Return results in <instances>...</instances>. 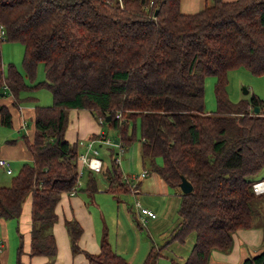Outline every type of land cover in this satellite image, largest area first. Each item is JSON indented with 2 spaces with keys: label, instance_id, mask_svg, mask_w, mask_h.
<instances>
[{
  "label": "trees",
  "instance_id": "obj_1",
  "mask_svg": "<svg viewBox=\"0 0 264 264\" xmlns=\"http://www.w3.org/2000/svg\"><path fill=\"white\" fill-rule=\"evenodd\" d=\"M4 40L23 44L31 84L13 63L4 69ZM38 62L45 77L35 82ZM237 67L264 73V0H212L194 12L182 11L180 0H0V97L12 98L0 103V124L12 126L11 108L20 107L21 90L46 87L52 97L50 104L33 107L32 138L22 135L31 160L9 184H0L2 218H18L30 197L28 250L19 234L15 264H26L24 253L56 254L55 207L63 192L78 189L80 176L78 144L65 137L73 108L104 118L122 146L136 139L129 122L138 118L139 148L149 170L174 188L182 176L191 182L190 191L179 190L178 219L167 243L184 241L191 231L194 242L183 262L170 264H208L213 250L230 251L233 232L251 227L252 203L264 197L252 188L264 165V99L254 93L229 98L228 71ZM208 75L215 77L212 111L204 108ZM107 148L110 168L102 164L99 172L106 169L105 190L119 200L138 182L131 185L123 176L115 145ZM88 170L84 190L91 194L97 176ZM64 224L72 253L83 252L92 264H137L106 237L97 252L81 248L80 223L70 218ZM167 243L152 245L140 264H158ZM263 258L264 249L241 264Z\"/></svg>",
  "mask_w": 264,
  "mask_h": 264
},
{
  "label": "rangeland",
  "instance_id": "obj_2",
  "mask_svg": "<svg viewBox=\"0 0 264 264\" xmlns=\"http://www.w3.org/2000/svg\"><path fill=\"white\" fill-rule=\"evenodd\" d=\"M199 8L201 7H198V9ZM23 52H24V46L20 41L4 40L1 43V55H2L4 69L6 70L7 64L13 63L18 68V70L24 75L25 81L31 84L32 81L25 75V70L22 65ZM44 77H45L44 63L38 62L36 66V75L34 81L35 82L40 81L44 79ZM227 78H228V83L226 86L227 92L229 98L232 101H237L242 98L249 99L253 93L259 96L260 98L264 99V73L260 75H256L244 67H237V68H232L228 71ZM214 81H215V77L213 75H208L205 77L204 108L208 111H212L216 108V102L213 91ZM244 89H246L247 92H244ZM19 97L21 98L20 107L28 106L27 109L29 110H31V107H34L35 104L48 105L52 101L51 92L46 87L23 89L19 92ZM263 111H264V107H263ZM28 114L31 115V111H29ZM92 117L95 119V121H97V118H95L93 115ZM26 120L28 122L27 127L22 128L20 131L17 130L15 126V122H13L11 127L0 124V146L4 145L7 142H12V141L19 142L21 141L22 135L31 134V129L33 126L32 115L30 117H26ZM99 125H100V129L104 130L103 133H105L106 136L110 138L112 141L118 138L116 129L108 126L106 122L102 124L99 123ZM133 125H135L136 139L130 144L123 145L122 148H119L118 145H115V150H116L115 156L118 157L120 156V161L117 162L120 166L123 176L129 177L128 179L131 181L130 182L131 185H135L138 182V180L136 178H131L130 176L139 174L143 168L149 170L148 160L146 163L147 165L145 167H143L140 162L141 161L140 160L141 152L139 148L140 129H139L138 118L135 121L129 122L130 130ZM99 143H100L99 141L96 142V146L98 147L99 150V157L103 160V167L110 168L109 150L105 144L99 146L98 145ZM16 159L10 160L11 163L9 164L12 169V173L10 174L6 173L4 168L0 166L1 185L9 184L11 177L18 172L21 164L24 162ZM157 160L158 162H161V158H157ZM92 172L96 174L97 179L106 182V186H107L106 169L101 172H95V171ZM149 172L150 175L153 176L156 175V173L152 172L151 170ZM262 173L264 174V165L260 168V170L255 175V177L259 180L260 178L263 177ZM147 178L148 175L145 178H143V184L141 186L140 191L138 190L136 192L135 191L121 192L119 193L118 201L109 192L108 193L99 192L102 194L96 196L97 201H99L98 205L100 206V209L102 210L103 216L105 218V222L103 221L100 213L94 212V216L96 218L94 221V226L96 229L100 230L101 232L100 234L102 237H106L109 239L110 232H114L115 237L120 242L122 236L124 239H127L126 242H122L118 244L115 243L113 237L111 239V243L115 247H117L119 251L121 248L122 251L120 252L125 256L140 254L141 250L143 251L149 246L150 240L151 242H154L151 244L155 245L156 247L164 243H167L170 237V231L175 226L178 219L177 208L179 206V200H180V198L178 199V194L175 193V191L172 188H170L171 186H169L168 194H166L167 190L165 191L164 186H163V191L156 187L155 190L150 191V187L147 188L144 185V182L146 181ZM26 201L27 199H25L23 203H25ZM116 201L119 204H117ZM135 201H139L140 205L143 207H148L152 209L158 218L164 217L165 222H163V226L161 228H156L152 225L151 221L147 220L144 221L143 223L139 221V223L142 224V226L138 228V226L135 224V221H137L138 218L139 220H141L143 216L139 215L136 212ZM252 205L253 208H255V210L253 215V221L250 228L253 227L254 229V228H258L259 226H261L262 228L263 226L262 224H264V206L260 207L258 204H256L255 201L252 203ZM121 208L123 209V211H121ZM125 209L126 210L131 209L129 216L132 218L136 230L128 227L129 221H128V217L126 216V213L124 212ZM258 213H262V214L259 215ZM133 216H136L137 220H135ZM4 219H9V218L0 217L1 222L4 221ZM16 221L17 219L14 217L9 219V226H8L9 243H11L10 258L13 261V264L15 262V256H14L15 248H13V246L15 239L17 237V234L15 233L16 232L15 226L17 224ZM116 221L117 223H115ZM140 231H141V236H140L141 238L140 241H138L136 232L138 233ZM2 235H3V228L0 225V236ZM193 242H194L193 231L188 233L184 241L173 240L168 242L167 244H165L166 246H164L161 250V255L158 258V264H170L171 260L183 258L189 253L191 244H193ZM261 246L264 247V236H262ZM128 258L129 260H132V262L135 261L134 263L137 264H140L143 261V258L140 255L138 261H136V259H131V257Z\"/></svg>",
  "mask_w": 264,
  "mask_h": 264
},
{
  "label": "crops",
  "instance_id": "obj_3",
  "mask_svg": "<svg viewBox=\"0 0 264 264\" xmlns=\"http://www.w3.org/2000/svg\"><path fill=\"white\" fill-rule=\"evenodd\" d=\"M211 2L212 0L211 1L210 0H180V9L184 12H194V11L201 9L204 5L209 4ZM198 7H201V8L198 9ZM11 100L12 98L10 96L0 97V103L1 102L11 103ZM27 108L28 106L11 108L12 120L13 122H15V126L17 130L19 131L22 128L27 127L28 122L26 120V117H30L31 115L33 117V107H31V110ZM29 111H31V115L28 114ZM68 116H69V122L65 130V137L70 142H74V141L77 142L79 153L83 152L85 149L81 141L86 142V139L90 138L89 135L91 133H95V134L98 133L99 135L100 133L104 132L103 129H100L98 119L97 121H95V119L91 115V112L87 109H75V108L70 109ZM14 117H15V120H14ZM22 119L26 121L25 126L22 125ZM33 133H34V127L32 126L31 134H29L28 137L32 138ZM98 145L101 146L100 144ZM0 157L6 158L9 161V163H11L10 160L16 159V158H17L16 160H21L24 162L25 161L29 162L31 160V155L26 149L25 143L22 140V138H21V141L19 142H13V141L7 142L4 145L0 146ZM140 160H141L140 161L141 165L145 167L147 164L145 161L142 160L141 156H140ZM102 164H103V160H102ZM79 169H81V174L78 177V189L79 190L77 189L74 192H63L55 207V210L57 213V220L52 225V231H53V234L56 240V254L53 255L52 257H48L46 255L28 256L26 253H24L22 255V258L26 264H92L91 262H89V260L86 258L83 252L72 253L71 246H70V237L68 235V232H67V229L64 223H65V219L75 218L82 227V232L78 240L79 246L90 252H97L99 250L100 239H102L103 237L100 234L101 233L100 230L96 229L94 226V221L96 219L94 216V212L100 213L104 222H105V218L103 216L102 210L100 209V206L98 205L99 201H97L96 196H99L103 192H106V193L108 192L105 190L106 182H104L103 180L97 179V189L91 194L87 193L86 190H84V187L86 185L88 172L90 171L84 165L83 166L79 165ZM146 170H147V174L144 175L143 177L138 176L140 173L130 176L131 178H136L138 180L137 188L134 191L135 192L138 190L140 191L141 186L143 184V178H145L148 175V178L144 182V185L147 188L150 187V191L155 190V187L163 191V186H164L165 191L167 190L166 194H168V189L170 185H167V183L163 181V179L159 177L157 173L156 175L153 176V175H150V172H149L150 170L148 169ZM170 188H172L175 191V193L178 194V199H179L180 188L179 187L174 188L172 186ZM99 192H102V193H99ZM262 194L263 195L261 196H264V192H262ZM26 199L27 201L23 203L22 211L20 215L18 216V218H16L17 224L15 226L16 227L15 233L17 234V237L15 239L14 246H13V248H15V252H16V247L18 245V241H20L19 234L22 235L23 250L25 252L28 250V245L30 241V229H31L30 197L28 196ZM117 204L119 203L117 202ZM257 204H259L260 207H263L264 197H261L257 201ZM121 211H123L122 208H121ZM124 212L126 213V216L128 217V221H129L128 227L136 230V227L132 221V218L129 216L130 210L125 209ZM258 214L261 215L262 213H258ZM133 217L135 218V220H137L136 216H133ZM9 219H4V221L2 222L0 221V225L3 228V235L0 236V239L2 240V246L0 247V264H13V261L10 258V253H11L10 244L11 243H9V234H8ZM147 220L151 221L152 225L156 228H161L163 226V222H165L164 217L158 218L157 216L145 217L144 221H147ZM139 221L142 223L144 222L143 220H139L138 218V220L135 221V224L138 226V228L142 226V224H140ZM115 223H117V221ZM262 225H263L262 228L261 226H259L258 228H254V229L253 227L252 228L249 227L246 229L245 228L237 229L232 234L233 244H232V248L230 249V251L221 252L218 250H213L210 254L208 264H241L242 260L246 256L261 252L264 249V247L261 246L262 236L264 235V224ZM136 235L138 237V241H140L141 231L138 233L136 232ZM112 237L114 238L115 243L117 244L127 241V239H124L122 236L121 242H120L115 237L114 232H110L109 239L107 238V240L110 243H111ZM194 238H195V234H194ZM151 243H154V242H151L150 240L149 246L145 250L143 251L141 250L140 254H133L130 256H125L124 254H122L120 252L122 251L120 247H119L120 248V251H119L117 247H115L112 243L111 245L114 247L115 251L122 254L127 260H129L128 257H131V259H136V261H138L139 255L144 259V256L146 255L147 251L150 249L152 245ZM192 245L193 244H191V247ZM15 252H14V256H15ZM186 256L180 259H176V260L179 262H183ZM129 261L132 262V260H129Z\"/></svg>",
  "mask_w": 264,
  "mask_h": 264
},
{
  "label": "built area",
  "instance_id": "obj_4",
  "mask_svg": "<svg viewBox=\"0 0 264 264\" xmlns=\"http://www.w3.org/2000/svg\"><path fill=\"white\" fill-rule=\"evenodd\" d=\"M116 116H119V114H116ZM99 123H103L104 118L99 117L98 118ZM22 125H26V121L22 119ZM100 142V145L105 144L108 145H118L119 148H122L123 146L120 144V142L112 141L108 137H102V133L98 135L96 138H88L85 141H81L85 147L83 152H80L77 156V161H79L81 166H85L88 169L99 172L102 167V159L99 157V150L96 146V142ZM115 159L119 162L120 156H115ZM0 166L4 168L5 172L10 174L12 173V169L10 167L9 161L4 158L0 157ZM81 174V169H79V175ZM147 174V170L143 169L138 176L143 177ZM252 188L255 193H262L264 192V179L256 180L252 183ZM136 210L139 212L143 218L141 220L144 221L145 217H155V213L152 209L148 207H143L140 205L139 201H135ZM2 246V240L0 239V247Z\"/></svg>",
  "mask_w": 264,
  "mask_h": 264
},
{
  "label": "water",
  "instance_id": "obj_5",
  "mask_svg": "<svg viewBox=\"0 0 264 264\" xmlns=\"http://www.w3.org/2000/svg\"><path fill=\"white\" fill-rule=\"evenodd\" d=\"M244 92H247V90L244 89ZM255 111H258V107L257 106L255 107ZM105 119L109 120L110 119V115L107 114ZM116 141H117V139H114V142H116ZM178 186H179V188H180V190L182 192H188V191H190L192 189L191 182L184 176H182L181 181L179 182ZM260 264H264V258H263V260H262V262Z\"/></svg>",
  "mask_w": 264,
  "mask_h": 264
}]
</instances>
